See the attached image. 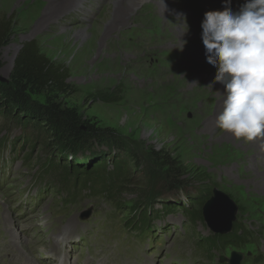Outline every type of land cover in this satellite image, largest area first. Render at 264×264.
Here are the masks:
<instances>
[{"label":"rangeland","instance_id":"1","mask_svg":"<svg viewBox=\"0 0 264 264\" xmlns=\"http://www.w3.org/2000/svg\"><path fill=\"white\" fill-rule=\"evenodd\" d=\"M220 3L78 0L58 10L50 0H0V19L11 27L1 48L0 83L9 82L21 45L34 40L68 72L67 87L52 96L108 129L135 156L125 158L118 146L93 139L84 153L55 152L56 144L48 149L39 132L0 113V264H43L49 253L53 259V252L68 255L70 248L83 264H129L134 258L144 264H228L220 257L232 251L241 253L240 264H264V137L245 141L216 126L224 86L214 80L201 38L204 13L224 10ZM224 3L237 11L245 0ZM51 155L54 167H46ZM109 155L128 159L120 191L87 184L67 194L64 165H78L79 177ZM167 161L180 170L168 172ZM214 189L234 201L233 222L248 237L209 250L202 239L211 229L204 219L189 221L185 210L197 211L198 193ZM135 207L136 217L141 211L148 216L141 230L127 226ZM18 238L25 243L22 252L15 247Z\"/></svg>","mask_w":264,"mask_h":264},{"label":"trees","instance_id":"2","mask_svg":"<svg viewBox=\"0 0 264 264\" xmlns=\"http://www.w3.org/2000/svg\"><path fill=\"white\" fill-rule=\"evenodd\" d=\"M10 34L9 19L1 18L0 68L2 66L1 48L7 43ZM67 78V70L45 57L34 40L24 42L14 58L9 82L7 84L0 83V113L21 126H25V128L39 132L43 140L49 145L48 149H51L52 145L56 144V148H52L55 152L57 149L61 151L67 148L72 150V152L84 153L88 148L93 147L94 144L88 141L93 139L95 145L105 143L118 146L117 151H123L126 155L125 158L130 156L135 158L134 155L127 151L125 145L122 144L123 142L118 138L116 139L108 129L95 127L85 121L75 107L64 106L55 99V96H52L53 92L65 90ZM33 96H43L44 101L34 99ZM109 156L94 160L90 168L86 169L87 171H84L82 176L79 177L77 174L81 170L78 165L73 162L70 166L64 165L65 172L63 170L60 172L64 177L67 175L70 180L69 182L67 181L66 189L70 192L67 194L69 196L74 195L75 187H77L76 190L79 193V189H83L87 184L88 187L93 184V189L101 190L107 187L113 189L112 192L114 193L120 191L123 182L126 180L128 159L126 160L119 156ZM53 159L52 155L49 159H46V167H54L51 162ZM165 164L168 166V172L172 170L178 172L180 170L178 165H174L170 161ZM173 176H171L173 182L178 183ZM211 193L210 191H200L198 193L199 196L194 200V204L199 205L198 210L195 212L185 210L189 221L198 222L203 219L200 207L209 199L212 195ZM136 211L137 208H133V216L127 226L141 230L147 224L148 216L144 211H141L136 217ZM246 232L245 228L240 224L232 222L229 233L216 234L212 232L203 237L202 240L204 245L208 246L209 244L208 249L212 250L219 245L242 242L248 237Z\"/></svg>","mask_w":264,"mask_h":264},{"label":"clouds","instance_id":"3","mask_svg":"<svg viewBox=\"0 0 264 264\" xmlns=\"http://www.w3.org/2000/svg\"><path fill=\"white\" fill-rule=\"evenodd\" d=\"M201 28L214 80L224 86L216 126L245 141L264 137V0L206 11Z\"/></svg>","mask_w":264,"mask_h":264},{"label":"water","instance_id":"4","mask_svg":"<svg viewBox=\"0 0 264 264\" xmlns=\"http://www.w3.org/2000/svg\"><path fill=\"white\" fill-rule=\"evenodd\" d=\"M236 211L237 206L234 201L227 194L214 189L202 207V216L213 233L223 234L230 231ZM87 216L89 211L82 213V218ZM241 259L242 255L237 251H232L229 258L220 257V261L228 264H240Z\"/></svg>","mask_w":264,"mask_h":264},{"label":"bare ground","instance_id":"5","mask_svg":"<svg viewBox=\"0 0 264 264\" xmlns=\"http://www.w3.org/2000/svg\"><path fill=\"white\" fill-rule=\"evenodd\" d=\"M50 1H52V2H57V4L56 5H58L56 8H59L58 10H64V9H66V7L69 5V6H71V4H74L75 3V1H78V0H50ZM136 1V0H135ZM203 1V3L207 6V7H209L212 3H213V0H202ZM215 1H217V0H215ZM228 1V0H227ZM220 4L221 5H223V8H224V0H220ZM219 5V4H218ZM126 7V6H125ZM132 7V6H131ZM215 9V8H214ZM213 9V10H214ZM216 9H219V8H216ZM238 9V8H237ZM212 10V9H211ZM212 10V11H213ZM222 87V86H221ZM224 90V89H223ZM257 142V141H256ZM259 143V142H258ZM8 220H10V218H8V217H6V218H4V221L8 224ZM15 223V222H14ZM13 223V224H14ZM6 228H7V226H6ZM8 229V228H7ZM8 231V230H7ZM7 234H10V232H7ZM14 235V234H13ZM16 238V237H15ZM12 239V238H11ZM23 240V239H22ZM21 240V238H18V240H15L18 244L17 245H15V247H16V249H17V251H19V252H22V251H24L25 250V243L23 242ZM13 241V240H12ZM60 241V240H59ZM50 245L51 246H53L52 248H58L57 247V245H53L52 244V242H50ZM17 254H19V253H17ZM50 254H52V252L51 253H49V255ZM66 255V254H65ZM23 259H28V255L26 254V252L25 253H23ZM67 256V255H66ZM63 259H65V257L63 256L62 257ZM45 259H49V256H46L45 257ZM23 261V260H22ZM39 261H42L40 258L38 259V262ZM36 264H38L37 262H36Z\"/></svg>","mask_w":264,"mask_h":264}]
</instances>
